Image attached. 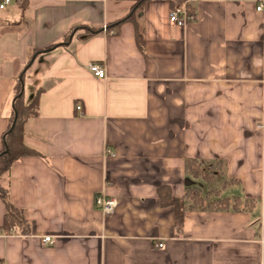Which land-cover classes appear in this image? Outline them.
<instances>
[{
    "label": "crops",
    "instance_id": "crops-1",
    "mask_svg": "<svg viewBox=\"0 0 264 264\" xmlns=\"http://www.w3.org/2000/svg\"><path fill=\"white\" fill-rule=\"evenodd\" d=\"M257 1L198 0L185 27L168 19L177 0H24L0 10V151L18 76H28L29 99L40 92L24 126L34 154L4 179L29 231L1 229L0 200V264H264ZM81 25L90 35L73 30L65 43ZM193 163L213 178L193 176ZM217 179L219 188L197 187ZM187 189L235 208H198ZM102 190L116 201L106 215L94 202ZM181 198L177 232L164 203Z\"/></svg>",
    "mask_w": 264,
    "mask_h": 264
},
{
    "label": "trees",
    "instance_id": "trees-1",
    "mask_svg": "<svg viewBox=\"0 0 264 264\" xmlns=\"http://www.w3.org/2000/svg\"><path fill=\"white\" fill-rule=\"evenodd\" d=\"M177 1L182 2L183 0ZM130 18L131 16L125 18L124 20H129ZM73 30H84V34L90 35L88 33V31L90 32V29L81 25L80 27H75L71 30V32L64 39L65 43L69 41V37ZM91 34H93V32H91ZM137 43L138 46L141 48L143 45V41L140 33H137ZM29 63L26 65V67L29 65ZM20 77H22L23 81L24 75L20 74L15 81L12 97V111L10 123L6 133L4 134L3 147L0 151V200L5 208L3 225L1 229L5 232H10L11 229L17 227L20 229L21 234H27L29 231V225L25 220L23 213L20 210L16 209L10 202L8 189L4 184L5 176L9 172L11 166L20 159L34 154L33 151L27 148L24 144V126L28 119L37 115L40 92H37L29 103H25L24 90L22 92ZM192 165L195 168H193ZM188 170L193 176L203 177L207 181L213 178L212 174L200 170L197 167V164L194 163L191 164ZM186 195H190L191 199L194 201L193 203L197 205L198 208H204L212 211H225L229 208H235V205H231L230 200L227 198L217 199L203 204L202 198L198 196V190L191 192L187 189L185 197ZM164 204L173 206L175 211V227L177 232H181L183 223V212L185 210L183 198L172 199L169 200L167 203L165 202Z\"/></svg>",
    "mask_w": 264,
    "mask_h": 264
},
{
    "label": "built area",
    "instance_id": "built-area-1",
    "mask_svg": "<svg viewBox=\"0 0 264 264\" xmlns=\"http://www.w3.org/2000/svg\"><path fill=\"white\" fill-rule=\"evenodd\" d=\"M24 0H0V10H5L8 6L13 4L22 3ZM198 0H183L177 2L172 6L169 11L168 19L172 25L185 27L189 23H194L197 19L195 11L192 9V5ZM255 11L264 16V0H259L255 3ZM89 70L93 75L99 79H105V71L95 64H89ZM77 111L81 110L80 106L76 107ZM259 128L264 131V121L260 123ZM95 206L104 215L112 213L116 207V201L106 196L104 190L96 196ZM44 243L51 244V237H45ZM264 243V240L262 241ZM161 247V245H158Z\"/></svg>",
    "mask_w": 264,
    "mask_h": 264
},
{
    "label": "rangeland",
    "instance_id": "rangeland-1",
    "mask_svg": "<svg viewBox=\"0 0 264 264\" xmlns=\"http://www.w3.org/2000/svg\"><path fill=\"white\" fill-rule=\"evenodd\" d=\"M26 81V82H25ZM26 83V84H25ZM23 85H24V92H25V94H26V103H29L30 102V100L31 99H29L28 98V93H29V91H30V82L28 81V76L25 78V76H24V79H23ZM205 172L206 173H210V174H213V170H210V171H206L205 170ZM189 180H190V184H192V183H194V181L192 180V178H188ZM219 179H217L216 180V182H214V183H212V184H206V183H204V182H200V181H202V180H198V185H197V187L198 188H200L203 192H206V191H208V190H211V189H215V188H219V181H218ZM217 182H219V183H217ZM188 186V185H187ZM192 186V185H191ZM232 189H235V188H232ZM222 194H224V192H222ZM226 194V193H225ZM224 196V195H223ZM197 197V196H196Z\"/></svg>",
    "mask_w": 264,
    "mask_h": 264
},
{
    "label": "water",
    "instance_id": "water-1",
    "mask_svg": "<svg viewBox=\"0 0 264 264\" xmlns=\"http://www.w3.org/2000/svg\"><path fill=\"white\" fill-rule=\"evenodd\" d=\"M55 47H52V48H50V49H48V50H45L44 52H48V51H51V50H53ZM33 60L34 59H31V62H33ZM20 82H21V86H22V92H23V81H22V77H20ZM16 118V117H15Z\"/></svg>",
    "mask_w": 264,
    "mask_h": 264
}]
</instances>
